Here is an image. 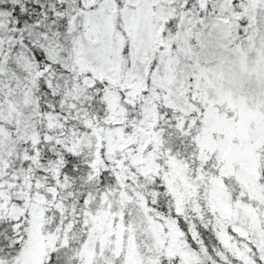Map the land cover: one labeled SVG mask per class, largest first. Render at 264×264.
Masks as SVG:
<instances>
[{
  "label": "snow or ice",
  "instance_id": "1",
  "mask_svg": "<svg viewBox=\"0 0 264 264\" xmlns=\"http://www.w3.org/2000/svg\"><path fill=\"white\" fill-rule=\"evenodd\" d=\"M0 264H264V0H0Z\"/></svg>",
  "mask_w": 264,
  "mask_h": 264
}]
</instances>
